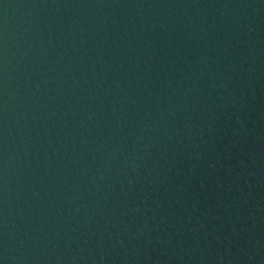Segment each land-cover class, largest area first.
Here are the masks:
<instances>
[{"label": "water", "instance_id": "obj_1", "mask_svg": "<svg viewBox=\"0 0 264 264\" xmlns=\"http://www.w3.org/2000/svg\"><path fill=\"white\" fill-rule=\"evenodd\" d=\"M0 264H264V0H0Z\"/></svg>", "mask_w": 264, "mask_h": 264}]
</instances>
